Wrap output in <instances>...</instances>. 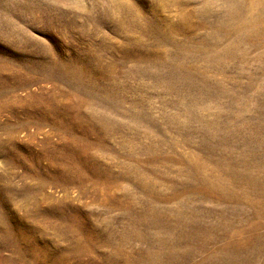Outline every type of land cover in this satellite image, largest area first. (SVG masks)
<instances>
[{
  "label": "rangeland",
  "instance_id": "obj_1",
  "mask_svg": "<svg viewBox=\"0 0 264 264\" xmlns=\"http://www.w3.org/2000/svg\"><path fill=\"white\" fill-rule=\"evenodd\" d=\"M0 264H264V0H0Z\"/></svg>",
  "mask_w": 264,
  "mask_h": 264
},
{
  "label": "bare ground",
  "instance_id": "obj_2",
  "mask_svg": "<svg viewBox=\"0 0 264 264\" xmlns=\"http://www.w3.org/2000/svg\"><path fill=\"white\" fill-rule=\"evenodd\" d=\"M263 1V0H262ZM257 2V1H256ZM261 2V1H260ZM236 5H238V3L237 2H234ZM262 6V5H261ZM252 17V16H251ZM248 19V18H247ZM248 22V21H247ZM246 23V22H245ZM249 23V22H248ZM250 24V23H249ZM246 25V24H245Z\"/></svg>",
  "mask_w": 264,
  "mask_h": 264
}]
</instances>
